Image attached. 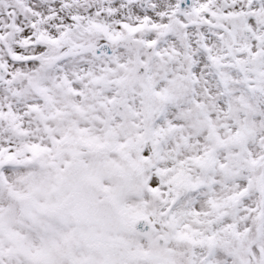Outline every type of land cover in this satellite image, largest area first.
Returning a JSON list of instances; mask_svg holds the SVG:
<instances>
[{
	"label": "snow or ice",
	"instance_id": "1",
	"mask_svg": "<svg viewBox=\"0 0 264 264\" xmlns=\"http://www.w3.org/2000/svg\"><path fill=\"white\" fill-rule=\"evenodd\" d=\"M0 264H264V0H0Z\"/></svg>",
	"mask_w": 264,
	"mask_h": 264
}]
</instances>
